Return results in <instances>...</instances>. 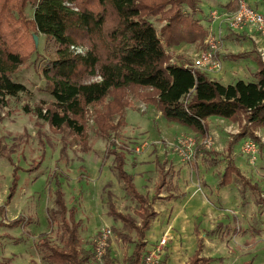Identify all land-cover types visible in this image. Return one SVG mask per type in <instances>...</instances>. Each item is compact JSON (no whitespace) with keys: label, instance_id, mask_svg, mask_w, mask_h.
Segmentation results:
<instances>
[{"label":"rangeland","instance_id":"1","mask_svg":"<svg viewBox=\"0 0 264 264\" xmlns=\"http://www.w3.org/2000/svg\"><path fill=\"white\" fill-rule=\"evenodd\" d=\"M246 1L264 13V0ZM235 5L215 10L219 14L213 17L208 13V4L201 2V9L208 14L199 15L198 5L195 16L199 21L205 18L207 23L202 26L207 35L203 41L195 42L191 54L183 52V56L174 54L171 50L174 44L164 45L167 62L190 63L192 54L207 47L208 40L216 45L215 55L220 63L217 71L205 72L208 77L224 84L253 80L257 69L254 57L260 54L264 60V49H257L255 41L264 34L244 27L233 28L225 14L230 15ZM33 10L32 4H28L24 14L31 18ZM150 20L157 30L164 23ZM36 36L37 53L11 75L25 89L0 106V206L8 194L14 168L18 174L15 193L0 212V262L50 264L37 244L45 239L62 247L63 227L60 221L49 225L48 218V210L54 207L55 179H51L54 173L58 175L67 209L74 207V219L81 221L77 246L79 250L90 251L86 264H103L91 246L94 235L103 230L108 233L114 264H126L138 236L124 227L121 220L108 215L106 192L113 193L117 211L130 215L137 224L139 202L126 193L117 177L114 157L109 153L113 147L109 141L113 140L116 150L125 157L124 168L133 174L136 188L157 212L144 236L146 246L141 264H186L196 248L197 235L203 239L199 256L222 258L208 264H264V202L256 204L257 194L240 180L235 179L223 189L217 185L226 164L225 148L239 131L238 122L210 118L209 133L203 137L166 120L154 105L144 104L132 90L126 89V98L132 105L120 118L115 116L112 123L117 127L110 132L111 139L97 135L92 117L87 114V138L85 142L79 141L68 130L52 129L34 114L36 105H47L53 100L46 91L42 67L55 57L56 49L52 39L41 33ZM71 49L78 52L86 47ZM235 54L240 56L229 58ZM109 99L97 107L104 106ZM248 140L253 139L245 136L234 143L233 161L251 184L260 186L264 196V143L259 137L256 157L251 159L244 150ZM198 146L210 152L196 155ZM160 167L167 171L166 184L161 198L152 199ZM181 193L182 197H165ZM194 209L199 212L195 214ZM177 214H180L178 222ZM18 216L23 218L22 226L8 225ZM65 218L69 223V212ZM219 222L222 225L215 233L205 234ZM117 232L127 235L129 241L121 240ZM163 237L166 242L160 245Z\"/></svg>","mask_w":264,"mask_h":264},{"label":"trees","instance_id":"2","mask_svg":"<svg viewBox=\"0 0 264 264\" xmlns=\"http://www.w3.org/2000/svg\"><path fill=\"white\" fill-rule=\"evenodd\" d=\"M28 4H32L34 9L31 18L24 14ZM198 5L199 0H0V106L6 105L8 97L25 89L23 84L12 80L11 75L33 53H37L34 35L41 33L54 41L56 49L55 57L48 59L42 67L45 88L53 100L47 105L35 106L37 119L52 129L68 130L79 141L85 142L88 114L92 117L97 135L110 140V132L117 127L112 123L115 116L120 118L132 105L126 98L127 89L132 90L144 104L154 105L166 120L186 126L203 137L208 134L210 116L238 122L239 131L225 148L226 164L217 185L223 187L235 179L240 180L255 191L256 204H261L264 196L260 186L250 183L232 156L235 142L245 136L259 140L256 130L264 126L262 56L257 54L254 57L257 70L253 80L239 79L228 84L211 79L204 71L186 66L185 62H167L164 45H176L182 41L201 42L207 35L195 16ZM151 18L164 22L159 30ZM78 46L86 49L78 52L71 49ZM239 56L235 54L229 58L234 60ZM108 97V102L98 108L97 105ZM117 121L121 124L119 119ZM112 141H109L113 145L109 153L114 157V169L126 193L139 202L136 213L140 221L137 224L130 215L117 211L110 190L106 192L107 213L121 220L124 227L135 231L138 237L125 262L141 264L146 246L144 236L157 212L147 204L146 195L136 188L133 174L124 168L125 157L116 150ZM201 151L210 152L198 146L196 155H200ZM16 170L13 169L0 212L4 211V206L15 193L18 184ZM166 174L167 171L160 167L152 199L161 198ZM57 176L51 174V179H55L54 207L48 210V218L49 225L60 221L63 244L62 247L55 246L44 239L37 245L50 264H86L91 253L79 250L77 246L81 221L74 219V207L67 209ZM183 195L168 194L165 197ZM66 212H69V223L65 218ZM22 223L23 218L18 216L8 225L17 227ZM221 225V222L217 223L215 229L206 230L205 234L212 235ZM117 234L121 240L129 241L127 235ZM100 236L101 231H98L92 238V250ZM202 240L197 235L196 248L186 264L222 260L221 257L199 256ZM109 243L106 237L101 255L103 264H114Z\"/></svg>","mask_w":264,"mask_h":264},{"label":"built area","instance_id":"3","mask_svg":"<svg viewBox=\"0 0 264 264\" xmlns=\"http://www.w3.org/2000/svg\"><path fill=\"white\" fill-rule=\"evenodd\" d=\"M213 12L212 15H216ZM227 16L226 20L233 28H249L251 30L264 34V13H261L254 6L250 5L246 0H236L235 9ZM208 46L204 49L195 52L191 56V62L185 64L192 68L199 69L201 71H217L220 69V63L216 58V45L212 41L205 42ZM245 152L247 155L254 159L257 152V143L255 140H248L244 144ZM108 233L101 231V236L96 240L95 255L101 258L103 253V246L105 238ZM166 242V238L163 237L159 240V244L163 245Z\"/></svg>","mask_w":264,"mask_h":264},{"label":"crops","instance_id":"4","mask_svg":"<svg viewBox=\"0 0 264 264\" xmlns=\"http://www.w3.org/2000/svg\"><path fill=\"white\" fill-rule=\"evenodd\" d=\"M206 2L207 4H208V13H210V14H213V12H216L215 10H220V9H225L226 7H228V6H230L231 4L233 5H235V3H234V0H222V1H218V0H199V15H207L208 13H205V12H203V10L201 9V2ZM250 4V3H249ZM251 5V4H250ZM254 7L255 8H257V6L256 5H254ZM258 9V8H257ZM217 14L216 15H213V17H216V16H218V14H219V12L217 11L216 12ZM210 17V16H209ZM208 17V18H209ZM200 22H201V25L202 24H204L205 25V23H207L206 21H205V18H203L202 17V19L200 20ZM246 31V30H245ZM250 34H252V33H250ZM257 39H258V41H257ZM256 39V41H255V43H256V47H257V49H264V36H262V35H260V36H258V38ZM196 45V43L194 42V43H186V42H181V43H179V44H177V45H173L172 47H171V50L172 51H174V54L176 55V56H183V52H185V53H192L193 51H194V46ZM185 55V54H184ZM185 57H188V56H185ZM178 63V62H177ZM256 63V62H255ZM179 64V63H178ZM257 65V64H256ZM257 70V69H256ZM213 79V78H212ZM216 80V79H215ZM217 81H219V82H221L222 84H224L221 80H217ZM220 118V117H218V116H210L208 119H210V118ZM222 118V117H221ZM222 119H224V118H222ZM224 120H227V119H224ZM185 127V126H184ZM187 129H189V131H191L192 133H194V131L193 130H191L190 128H188L187 127ZM209 129H210V127H209V123H208V133H209ZM259 129V130H258ZM257 130H256V134L260 137V141L262 142V143H264V126H262V127H259ZM196 134V133H195ZM198 135V134H197ZM232 158H234V153H233V156H232ZM229 185H227V186H224V187H222V188H220V189H223V188H225V187H228ZM188 202V201H187ZM190 202H188L187 204H189ZM186 204V205H187ZM186 205H185V207H186ZM185 207H183V214H184V210L186 209ZM194 211V213L196 214V211H198L199 212V210H196V209H194L193 210ZM185 215V214H184ZM180 216V214H177L176 216H175V221H177V219H178V217ZM189 217H191V216H189ZM174 221V222H175ZM178 222V221H177ZM173 223V222H172Z\"/></svg>","mask_w":264,"mask_h":264},{"label":"water","instance_id":"5","mask_svg":"<svg viewBox=\"0 0 264 264\" xmlns=\"http://www.w3.org/2000/svg\"><path fill=\"white\" fill-rule=\"evenodd\" d=\"M34 41H35V43L37 42V36L36 35H34Z\"/></svg>","mask_w":264,"mask_h":264}]
</instances>
